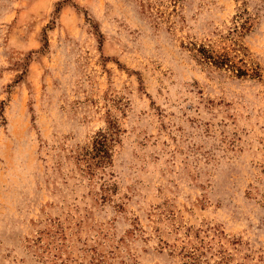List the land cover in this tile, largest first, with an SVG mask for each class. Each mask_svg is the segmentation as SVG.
I'll return each mask as SVG.
<instances>
[{"label":"rangeland","instance_id":"1","mask_svg":"<svg viewBox=\"0 0 264 264\" xmlns=\"http://www.w3.org/2000/svg\"><path fill=\"white\" fill-rule=\"evenodd\" d=\"M0 264H264V0H0Z\"/></svg>","mask_w":264,"mask_h":264},{"label":"trees","instance_id":"2","mask_svg":"<svg viewBox=\"0 0 264 264\" xmlns=\"http://www.w3.org/2000/svg\"><path fill=\"white\" fill-rule=\"evenodd\" d=\"M238 18L240 20H239V23L237 22V24L235 26V30H236V28L237 29L240 28V30L238 32L241 34L249 26V24H248L249 23V17L244 16V13H242L241 15H239ZM195 49L197 51L198 60H200L201 62L210 63V64H213L217 67H225L228 70L232 71L234 73V75H236V76H244L247 73L245 69H242L240 66L233 63L230 56L227 53L217 54V53H214L211 49H209L203 45H201L199 48H195ZM237 49L240 50L242 48H237ZM110 131L112 134L115 132V130H110ZM111 133L109 132L110 135H111ZM106 137H107V135L102 134V138H106ZM97 143L101 144V141L98 140Z\"/></svg>","mask_w":264,"mask_h":264}]
</instances>
